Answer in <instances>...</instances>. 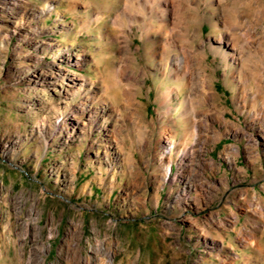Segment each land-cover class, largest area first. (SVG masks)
Here are the masks:
<instances>
[{
    "label": "rangeland",
    "instance_id": "374dc122",
    "mask_svg": "<svg viewBox=\"0 0 264 264\" xmlns=\"http://www.w3.org/2000/svg\"><path fill=\"white\" fill-rule=\"evenodd\" d=\"M255 2L226 61L232 0H190L192 75L114 40L125 0H0V264H264Z\"/></svg>",
    "mask_w": 264,
    "mask_h": 264
},
{
    "label": "bare ground",
    "instance_id": "6f19581e",
    "mask_svg": "<svg viewBox=\"0 0 264 264\" xmlns=\"http://www.w3.org/2000/svg\"><path fill=\"white\" fill-rule=\"evenodd\" d=\"M254 2L255 0H232L231 4L227 5L225 3V5L222 6L223 18L225 21L224 27L226 32H228L223 36V42L226 44L227 48L222 49L220 47H214L213 52L216 55L214 60H217L218 57L226 61L229 59L234 60V51L237 44L236 37L239 36V30L241 29H239L240 21L246 12L251 11ZM124 5L123 16L128 17L127 22L121 25L119 23L120 20L118 21L117 19L115 21L114 32L117 36L115 38L113 37L114 40L123 37L126 42L130 38L133 27L137 22H142L141 25H136V27L140 29L145 39L147 55L155 58L161 52L165 67L174 66L179 73L187 72V69L191 71L190 67L194 56H192L189 51L190 47L187 49L183 43H195L193 36L190 34L191 29L196 25L194 22L195 17L188 13L193 11L198 14L199 5L191 8L189 6L190 0H125ZM209 13L214 16L213 11ZM219 23V21L212 23L215 35L219 32ZM122 26H124L125 29H122ZM179 26L182 27V33L176 31V28ZM199 28H201V25ZM196 31L198 37H200L201 31ZM175 36L183 42H181L182 46H178V39L176 40ZM209 49L212 48L210 47ZM191 73L193 75V71H191ZM172 74L175 75L174 72H172ZM171 92L172 91H169L163 94L162 97L164 101L171 99ZM164 137L168 138V136ZM181 145H183L184 148L187 147L185 142L181 143Z\"/></svg>",
    "mask_w": 264,
    "mask_h": 264
}]
</instances>
